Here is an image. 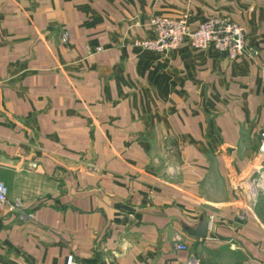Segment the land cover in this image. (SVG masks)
Wrapping results in <instances>:
<instances>
[{
  "label": "crops",
  "instance_id": "1",
  "mask_svg": "<svg viewBox=\"0 0 264 264\" xmlns=\"http://www.w3.org/2000/svg\"><path fill=\"white\" fill-rule=\"evenodd\" d=\"M184 13L246 54L134 46ZM262 140L264 0H0V264H264Z\"/></svg>",
  "mask_w": 264,
  "mask_h": 264
},
{
  "label": "built area",
  "instance_id": "2",
  "mask_svg": "<svg viewBox=\"0 0 264 264\" xmlns=\"http://www.w3.org/2000/svg\"><path fill=\"white\" fill-rule=\"evenodd\" d=\"M151 26L155 32L152 39H137L134 46L157 52H170L178 49L188 41L194 48L203 50L210 46L226 52L231 59H238L246 54V28L228 16H211L198 26H193L187 13L179 17L156 16L151 19ZM68 37L64 34V40ZM259 155L264 161V140L259 146ZM241 184L235 189L242 187ZM246 195L251 209L257 206L260 196H264V166L256 168L255 173L246 179ZM9 209L24 213L25 204L22 200H10L8 188L0 179V212ZM32 218L33 214L25 215ZM243 217V215H241ZM177 248L186 250L188 246L182 242ZM66 264H85L71 253L66 257ZM192 264H195L193 261Z\"/></svg>",
  "mask_w": 264,
  "mask_h": 264
},
{
  "label": "rangeland",
  "instance_id": "3",
  "mask_svg": "<svg viewBox=\"0 0 264 264\" xmlns=\"http://www.w3.org/2000/svg\"><path fill=\"white\" fill-rule=\"evenodd\" d=\"M261 196H262V195H261ZM261 196H260V197H261ZM259 199H260V198H259ZM257 204H258V203H257Z\"/></svg>",
  "mask_w": 264,
  "mask_h": 264
}]
</instances>
